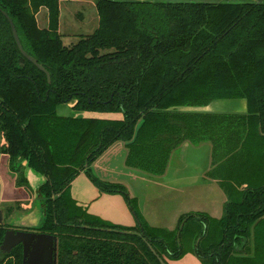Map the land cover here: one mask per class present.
Segmentation results:
<instances>
[{"label": "trees", "instance_id": "trees-1", "mask_svg": "<svg viewBox=\"0 0 264 264\" xmlns=\"http://www.w3.org/2000/svg\"><path fill=\"white\" fill-rule=\"evenodd\" d=\"M96 10L97 29L65 46L58 0H0V154L12 173L28 168L45 179L37 231L57 237V264H168L186 254L189 238L201 264H264V0H98ZM7 18L50 82L21 55ZM237 99L245 115L177 110ZM70 104L75 115L57 113ZM225 137H235L263 182L230 196L221 219L183 215L174 233L150 228L125 188L90 168L121 141L128 167L160 176L184 142ZM81 172L100 192L122 195L136 225L76 208L70 186ZM8 229L0 226V245ZM0 264H22L21 246L0 250Z\"/></svg>", "mask_w": 264, "mask_h": 264}, {"label": "crops", "instance_id": "crops-1", "mask_svg": "<svg viewBox=\"0 0 264 264\" xmlns=\"http://www.w3.org/2000/svg\"><path fill=\"white\" fill-rule=\"evenodd\" d=\"M61 0L59 3V33L61 19ZM71 107V105H69ZM86 118H101L117 120L121 118L116 113H83ZM190 145L185 144L181 147L180 154L186 155ZM126 149L123 143L113 145L109 150L93 164L96 174L104 181L115 184H122L126 187L129 197L134 199L135 208L139 211L143 221L154 229H161L168 233H173L181 216L189 213H205L211 218L220 219L223 214V205L226 202V196L222 194L219 184L215 181L204 178L206 172L204 169L199 171H189L187 160L181 162L180 159L175 165L167 168L164 175L160 177L152 176L136 169L127 168L124 164ZM210 160V155H208ZM25 165V164H23ZM187 167V169H183ZM27 180L29 182L28 191H23L18 196V191L12 182L13 176L9 171V161L7 156L0 154V210L3 213V222L5 219L4 205L12 203L15 200L28 203L32 202L25 210L26 212L13 217V227L16 229L19 225H36L35 216H28L33 213H40L36 209L37 199L32 191L45 181L43 177H37L36 173L30 169H25ZM12 178V179H11ZM217 183V184H216ZM31 184V185H30ZM29 192V193H28ZM170 196V202L175 203L173 207V216L162 213L158 209L160 204L164 203L167 196ZM24 196V197H23ZM70 197L75 203V207L86 214L100 218L101 220L113 225L123 227H133L135 218L125 204L123 198L114 194H102L87 179L84 173H80L71 183ZM197 197L208 201L206 207L200 206L194 208V200ZM208 198V199H207ZM198 200V199H197ZM32 206V207H31ZM28 209V210H27ZM205 210V211H204ZM203 211V212H197ZM40 215V214H39ZM170 264H196L191 254L187 252L181 259L170 262Z\"/></svg>", "mask_w": 264, "mask_h": 264}, {"label": "rangeland", "instance_id": "rangeland-1", "mask_svg": "<svg viewBox=\"0 0 264 264\" xmlns=\"http://www.w3.org/2000/svg\"><path fill=\"white\" fill-rule=\"evenodd\" d=\"M61 19H60V34L62 37V42L65 46H69L79 41L81 37H86L91 35L98 27L99 18L97 15L96 5L98 0H61ZM177 1V0H175ZM59 4V3H58ZM47 10L45 8H40L38 13L35 16L37 26L39 28L47 27ZM203 108V106H201ZM190 107L179 108V111L188 112ZM194 111L189 112H200L202 113H213V114H237L245 115L246 114V102L244 99L237 100H215L212 101L205 109H200L199 107ZM57 113L62 116H73L76 113L69 107V105H60L57 108ZM191 150L185 155L187 160V165L190 168L189 171H199L204 167L210 169L211 172L215 173L210 175L211 180L221 183V198L222 194L226 196V202L223 205H226L228 198L230 196H235L241 194L246 188H251L260 185L263 180L259 178L258 174H253L251 160H248L247 154L240 148V144L236 141L235 137H225L221 143L218 144H209L204 143L200 146H190ZM210 155V160L208 158ZM25 164V162H23ZM22 164V165H23ZM25 166V165H23ZM187 169V167L183 168ZM10 171V170H9ZM11 177L13 176L12 182L15 185V188L18 191V196H20L22 190L28 191L29 185L21 183L20 179L23 176L27 180L25 169L20 171V174H14L10 171ZM35 173V172H34ZM37 177H42L40 174H37ZM88 179V178H87ZM28 181V180H27ZM221 181V182H220ZM216 183V184H217ZM218 183V184H219ZM29 184V182H28ZM31 185V184H30ZM1 189V188H0ZM35 193V190L32 189ZM29 193V192H28ZM23 194H21L22 196ZM24 197V196H23ZM236 197V196H235ZM198 199V200H197ZM194 200V208H199L204 206L207 208L208 201L203 200L202 198L197 197ZM208 199V198H207ZM32 202L24 203L18 200L13 201L12 203L5 204L4 212L5 219L4 224L8 225L10 229L13 227V217L19 216L26 212V208ZM175 203L170 202V196L166 197L164 203L158 205L162 213L168 214L170 218L173 216L174 212L173 207ZM32 207V206H31ZM36 209L40 211L35 213V217L38 220L41 216L40 202H36ZM28 210V209H27ZM205 211V210H204ZM203 212V211H197ZM223 216V214H222ZM221 216V217H222ZM39 224V223H38ZM177 228V226H176ZM175 228V230H176ZM173 230V233L175 232ZM186 243L183 242L182 248L190 252L193 247L192 238L187 239ZM186 252V253H187ZM192 254V253H191ZM196 264H201L199 259L192 254ZM179 260V259H178ZM177 261V260H167V263Z\"/></svg>", "mask_w": 264, "mask_h": 264}, {"label": "water", "instance_id": "water-1", "mask_svg": "<svg viewBox=\"0 0 264 264\" xmlns=\"http://www.w3.org/2000/svg\"><path fill=\"white\" fill-rule=\"evenodd\" d=\"M7 20L10 24L14 41L21 55L26 60H28L31 64L36 66L41 72H43L46 75L48 82H49L50 76L48 72L40 64H38L37 61L33 57L29 56L22 49L21 43L19 41V38L17 36L16 30H15V27L12 21L9 18H7ZM205 107L206 106H203V108L199 107V110L197 111H200V109H205ZM194 109H197V108L190 107L189 111H194ZM177 110H179V108ZM200 112L202 113L204 111H200ZM37 190L35 192V195L38 199ZM33 216H35V213L30 214L28 216V220L31 219L30 217H33ZM42 220H43V214L41 210V216L37 220L36 225H33V226L19 225L16 228L19 230L8 229L7 231H5L4 237L0 245L1 252L8 254L16 247L21 246L22 264H57V251H58L57 237L54 235H50V234L37 231L40 229ZM3 224H4L3 213L0 210V226ZM183 225H184V221L182 222L180 226V230L182 229ZM177 236H179V233L177 234ZM160 262L164 264L161 260Z\"/></svg>", "mask_w": 264, "mask_h": 264}, {"label": "flooded vegetation", "instance_id": "flooded-vegetation-1", "mask_svg": "<svg viewBox=\"0 0 264 264\" xmlns=\"http://www.w3.org/2000/svg\"><path fill=\"white\" fill-rule=\"evenodd\" d=\"M49 74V73H48ZM50 76V75H49ZM48 80V79H47ZM50 82V81H49ZM71 105V107H72V104H70ZM121 115V114H120ZM121 118H122V115H121ZM120 118V119H121ZM117 143H119V142H116V143H114L113 145H115V144H117ZM120 143H123L124 144V146H125V143L124 142H121L120 141ZM204 143H209V142H203V143H200V144H197V145H194V144H191V143H189V142H184L183 144H181L177 149H175L171 154H170V156H169V159H168V162H167V166H166V169H165V172H166V170H167V168L169 167V165L171 166L172 165V167H174L175 165H178L177 163L179 162L178 160L180 159V161L182 162L183 160H184V158H185V156L182 154H180V150L179 149H181V147L182 146H184L185 144H187V145H190V146H200V145H202V144H204ZM210 144V143H209ZM113 145H111L109 148H111ZM109 148H107L102 154H101V156H99L92 164H91V166H90V168H91V170H92V172H93V174L98 178V179H100L101 181H104V180H102L97 174H96V172L94 171V169H93V164L95 163V162H97L108 150H109ZM125 149H126V147H125ZM126 158H127V149H126V153H125V160H124V164H125V166L127 167V168H130V167H128L127 165H126ZM26 169V168H25ZM131 169H134V168H131ZM204 170H205V172H206V174H205V176H204V178L205 179H207V180H210L211 179V176L210 175H212V174H215V173H213V172H211L210 171V169L208 168V169H206L205 167L203 168ZM136 170H138V169H136ZM138 171H140V170H138ZM164 172V173H165ZM81 173H83V172H81ZM144 173V172H143ZM164 173L162 174V175H164ZM147 174V173H146ZM150 175V174H149ZM162 175H160V176H162ZM86 176V175H85ZM160 176H156V177H160ZM87 177V176H86ZM88 178V177H87ZM89 180V179H88ZM90 181V180H89ZM91 182V181H90ZM104 182H108V181H104ZM221 182V181H220ZM108 183H111V182H108ZM219 183V182H218ZM113 184H115V183H113ZM93 185V184H92ZM119 185H121V186H123L124 188H125V190H126V192H127V195H128V197H129V194H128V191H127V189H126V187L124 186V185H122V184H119ZM94 186V185H93ZM219 186H220V188H221V183H219ZM95 187V186H94ZM96 188V187H95ZM98 190V189H97ZM99 191V190H98ZM100 192V191H99ZM100 193H102V194H106V193H103V192H100ZM111 195V194H110ZM114 195H119V196H121L122 198H123V200H124V202H125V204L127 205V207L129 208V206H128V204H127V201L125 200V198L122 196V195H120V194H114ZM129 199H131L130 197H129ZM135 203V202H134ZM40 209H41V206H40ZM189 214H196V213H189ZM201 214H204V215H206V216H208L209 218H211L209 215H207V214H205V213H201ZM185 215H187V214H185ZM182 217V216H181ZM212 219H214V218H212ZM221 219V218H220ZM215 220H219V219H215ZM136 221V220H135ZM135 225H136V222H135ZM134 225V226H135ZM133 226V227H134ZM177 226H178V224H177ZM15 230H19V229H15ZM198 241L195 243V245L193 244V246H196V245H198ZM193 248V247H192ZM191 252V251H190ZM192 253V252H191ZM193 254V253H192ZM198 259V258H197Z\"/></svg>", "mask_w": 264, "mask_h": 264}]
</instances>
